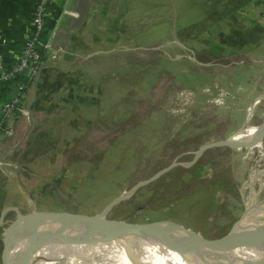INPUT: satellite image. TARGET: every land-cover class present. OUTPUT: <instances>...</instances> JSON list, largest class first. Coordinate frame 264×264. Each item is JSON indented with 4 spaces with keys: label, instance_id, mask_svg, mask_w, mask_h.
Here are the masks:
<instances>
[{
    "label": "rangeland",
    "instance_id": "obj_1",
    "mask_svg": "<svg viewBox=\"0 0 264 264\" xmlns=\"http://www.w3.org/2000/svg\"><path fill=\"white\" fill-rule=\"evenodd\" d=\"M136 4L140 10L126 24L124 44L100 48V56L91 57L94 63L97 59L104 63L102 69L93 66L94 73L103 74L101 96L93 99L100 104L102 98V109L98 106L97 113L86 117L91 122L68 144L53 145L58 140L50 138L51 133L25 139L31 144L43 142L41 153L55 149L53 157L58 146L69 151L60 160L61 168L44 171L49 180L52 173H68L56 176L55 185L46 182L44 197L49 192L55 200L49 211L71 222L94 224L97 220L89 218L96 215L107 225L163 224L219 238L251 201H264V36L258 44L252 37H240L238 44H232L236 42L232 30L250 29L251 19L264 14V8L249 0ZM236 7L241 14L233 13ZM248 127H262V134L251 143H235ZM36 163L42 166L43 160ZM31 166L19 172L31 187L26 214L47 207L38 193L45 174ZM162 169L166 170L144 184ZM139 182L143 185L129 191ZM116 197L122 200L105 217L99 214ZM8 224L0 225V264L33 237L59 226L55 221L37 228L18 226L5 252ZM127 238L88 242V248L77 247L73 254L67 245L82 243L54 239L38 250L44 259L38 264H78L127 246L159 244L149 234ZM123 240L127 243H119Z\"/></svg>",
    "mask_w": 264,
    "mask_h": 264
},
{
    "label": "crops",
    "instance_id": "obj_2",
    "mask_svg": "<svg viewBox=\"0 0 264 264\" xmlns=\"http://www.w3.org/2000/svg\"><path fill=\"white\" fill-rule=\"evenodd\" d=\"M140 1L50 0L51 17L46 21L44 37L49 36L50 30L54 29L50 34L52 49L45 51L40 71L28 95L22 101L21 106L28 110L29 115L27 118L17 117L11 136L0 134V157L15 161L19 167L11 175L5 170H0V217L7 210L3 223L13 220L16 211L26 213L28 208L26 195L31 187L29 179L24 181L22 179L24 174L19 172H26L28 168L26 166L37 164V160H43L42 166L37 164L33 167L38 171L40 167L44 174V171L49 170L54 173V169L62 167L60 166L62 156L69 152L67 148L61 149L58 146L56 150L58 149L59 153L56 157H53L54 149L51 150L53 152L38 153L30 161L24 162L19 152L24 140L29 134L44 133L47 137L48 133H51L50 138L52 137L54 141L58 140L53 145L68 144V140L70 143L74 134L81 133L86 123L91 122L86 117L89 118L92 113H97L98 106L102 109V98L100 104L95 103L93 99L97 94L101 96L99 91L102 88L99 82L103 81V74L102 72L97 74L96 71L94 73L93 66L97 64L101 68L104 63L100 59L94 63L91 57L100 54L96 49L100 51V48L124 44L129 33L126 24L132 15L140 10L136 4ZM258 2L264 6V0L250 1L252 6L258 5ZM35 3L36 0H0V41L5 40V43L0 44V50L6 59L13 60L19 53L31 29V15ZM69 12H75L76 15ZM253 19L260 24L258 23L257 30H251L252 42L259 43L264 36V14ZM107 73L105 70L104 74ZM53 160L55 163L51 164L50 161ZM53 173L48 175L51 177L50 180L45 179L47 176L45 174L42 183L39 184L41 186L38 187V193L42 197L41 202L48 207H41L38 209L40 211H49L50 207L55 205V200L49 192L48 196L44 197L46 182L54 183L56 176L68 174L61 171L58 172L60 175ZM11 213L14 217H11Z\"/></svg>",
    "mask_w": 264,
    "mask_h": 264
},
{
    "label": "water",
    "instance_id": "obj_3",
    "mask_svg": "<svg viewBox=\"0 0 264 264\" xmlns=\"http://www.w3.org/2000/svg\"><path fill=\"white\" fill-rule=\"evenodd\" d=\"M234 137V134H233ZM221 144H227L225 141L220 142ZM228 145V144H227ZM206 147L201 149L204 150ZM166 169L158 171L152 179H148L144 182L147 183L154 178L158 177ZM138 185V184H136ZM134 185L129 191L134 187L138 188L141 185ZM143 185V184H142ZM134 193V191L132 192ZM117 200V201H116ZM122 200V199H120ZM117 199H113L107 206V208L99 213L104 214L111 209V207L116 204ZM245 207L242 215L235 221V223L230 228L229 232L219 238H204L198 234H195L191 231L173 228L163 224L158 226L149 225H139V224H130V223H117L107 225L105 224V218L100 219L96 218V215L90 217L89 220H97L94 224H83L79 223V220L73 222L64 220L62 216L57 212L53 211H32L28 214L20 213L16 211L15 218L8 224L7 235L3 240L4 250L7 251V248L10 246V243H13L14 237L11 235L13 230L18 226H29L34 225L33 227H40L47 221H55L59 223V226L56 229L47 231L45 233L39 234L37 237L30 239L26 247L19 252L16 256H10L3 264H28L31 257L43 246L48 244L54 239L61 240L67 243H88V242H97V241H110L116 238H124L128 236H140V235H151L154 239L161 245V247L168 252L181 254L184 256L189 255H198L204 256L209 254L211 251H225V250H235V249H244L254 246L261 245L264 248V242L251 241L248 239H243L238 236V226L244 220L247 214V208ZM61 216V217H60ZM1 222V218H0ZM82 224V225H78ZM67 230H72L76 232V235L68 236L65 234ZM211 259V258H208ZM246 260V259H243ZM217 261V260H215ZM214 261V262H215ZM209 263V264H214ZM225 264H231L227 260L224 261ZM253 260H248L245 264H257ZM221 264V263H220ZM235 264V263H234ZM264 264V263H261Z\"/></svg>",
    "mask_w": 264,
    "mask_h": 264
},
{
    "label": "bare ground",
    "instance_id": "obj_4",
    "mask_svg": "<svg viewBox=\"0 0 264 264\" xmlns=\"http://www.w3.org/2000/svg\"><path fill=\"white\" fill-rule=\"evenodd\" d=\"M250 108L251 107L247 109L246 113L248 121L252 111ZM248 121H246V123ZM262 130V127H248L246 130L241 131L242 139L237 140L235 143L241 141L251 143V140H255L259 134H262ZM262 174H264V172H262ZM140 184H142V182L138 183V185ZM247 208V214L244 220L238 226V236L251 241L264 242V212L260 213V211L264 209V201H258L257 203L251 201ZM101 218L103 219V217ZM65 234L68 236H73L76 235V232L67 230ZM123 239L130 238L125 237ZM119 243L125 244L127 242H124L123 240ZM67 246H69L71 250V252L70 250H67V252H70L71 254H73L72 252L77 249V247H79L78 250L88 248L86 247L87 243H82L76 245L75 247L72 246V244H68ZM25 247H23V249ZM37 252L35 253L37 257H35L34 254L29 260L28 264H38L39 260H44L43 258L38 257ZM225 260L231 264H245V262L248 260H253L251 263L256 262L257 264H261L264 263V248L259 245L244 249L211 251L209 254L204 256H184L181 254L165 251L160 244H152L149 246H139L137 244L135 247L127 246L126 248L107 251L95 255L92 259L82 261L78 264H209L213 263L214 261V264H225ZM42 264H44V262H42Z\"/></svg>",
    "mask_w": 264,
    "mask_h": 264
},
{
    "label": "built area",
    "instance_id": "obj_5",
    "mask_svg": "<svg viewBox=\"0 0 264 264\" xmlns=\"http://www.w3.org/2000/svg\"><path fill=\"white\" fill-rule=\"evenodd\" d=\"M67 1L64 0V2ZM49 2L50 0H36L31 15V29L23 41L22 49L9 66L6 65L4 55L0 50V134L11 136L17 117L27 118L29 115L28 110L21 106L22 101L28 95L40 71L41 51L52 49L50 34L54 29L50 30L49 36L44 37L46 21L51 17ZM69 13L76 15L75 12ZM3 43L5 40L0 41L1 45ZM17 168L15 162L0 157V170H5L11 175ZM6 211L0 217V225L4 222Z\"/></svg>",
    "mask_w": 264,
    "mask_h": 264
},
{
    "label": "trees",
    "instance_id": "obj_6",
    "mask_svg": "<svg viewBox=\"0 0 264 264\" xmlns=\"http://www.w3.org/2000/svg\"><path fill=\"white\" fill-rule=\"evenodd\" d=\"M249 1H251V0H249ZM258 5H260V7L262 6L259 2L257 3ZM258 5H256V6H258ZM263 8H264V6H262ZM262 7H261V9H262ZM238 11H240L237 7H236V9H234L233 10V13H235L236 12V14H241V13H238ZM262 12V11H261ZM263 13V12H262ZM260 16H263V14H260ZM259 17V16H258ZM257 21H256V19H251V21H250V23H252V26L250 27V29H246V30H244L243 28H242V26H241V28L238 30V31H236V30H232V34L235 36V39H234V41H236V42H233L232 44H238V41L239 40H241V38L243 39V38H245V39H247V38H249V37H251L252 36V32H251V30H257L258 28V22L256 23ZM197 27H198V29L200 28L199 27V25H197ZM231 36V35H230ZM241 37V38H240ZM254 44H258V43H254ZM245 45V44H244ZM22 46H23V43H22ZM22 46H21V48H20V50L22 49ZM237 46V45H236ZM20 50H19V52H20ZM44 53H45V51H41V54H42V57H43V55H44ZM4 60H5V63H6V65L7 66H9L12 62H13V60H11V59H6L5 57H4ZM29 135H31V134H29ZM44 145V143L42 142V145L40 144V145H37V144H31L28 140L26 141V140H24V142H23V146L20 148V158L25 162H28V161H30L31 160V158L35 155V154H38V153H41V151L43 152L44 150H43V147H41V146H43ZM37 146H40V148L38 149V150H36V147ZM42 149V150H41Z\"/></svg>",
    "mask_w": 264,
    "mask_h": 264
}]
</instances>
